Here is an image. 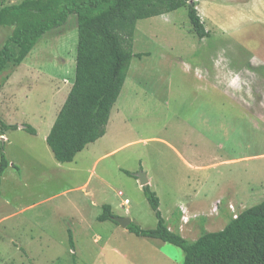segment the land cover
<instances>
[{
	"label": "rangeland",
	"instance_id": "1",
	"mask_svg": "<svg viewBox=\"0 0 264 264\" xmlns=\"http://www.w3.org/2000/svg\"><path fill=\"white\" fill-rule=\"evenodd\" d=\"M21 1L0 0V8ZM195 3L209 32L203 40L187 6L138 21L133 50L149 55L133 58L107 134L71 163L58 162L46 138L75 81L76 15L1 74L0 118L19 129L2 135L0 127V163L2 151L9 162L0 178V264H183L180 248L97 219L110 205L114 218L156 229L141 173L170 229L181 234L179 206L192 208L181 234L190 242L222 230L232 208L238 215L264 201V10L258 0ZM12 33L0 26V50ZM18 69L23 80L8 87Z\"/></svg>",
	"mask_w": 264,
	"mask_h": 264
},
{
	"label": "trees",
	"instance_id": "2",
	"mask_svg": "<svg viewBox=\"0 0 264 264\" xmlns=\"http://www.w3.org/2000/svg\"><path fill=\"white\" fill-rule=\"evenodd\" d=\"M184 6L197 37H208L195 0H22L0 8V26L13 27L0 50V76L9 66L21 65L46 33L65 25L70 15L77 17L75 81L46 138L58 162H73L89 144L105 136L133 58L149 55L133 50L138 21L170 14ZM0 127L2 135L19 129L1 118ZM24 130L36 134L32 126L25 125ZM8 167L2 151L0 178ZM142 188L157 218V227L145 230L132 222L127 228L130 233L180 248L185 255L183 264H264V201L245 209L237 218L231 217L222 230L203 232L190 242L169 229L160 211V199L150 185ZM97 219L119 225L110 205L103 206ZM68 236L74 251L71 230ZM72 255L75 259V252Z\"/></svg>",
	"mask_w": 264,
	"mask_h": 264
},
{
	"label": "crops",
	"instance_id": "3",
	"mask_svg": "<svg viewBox=\"0 0 264 264\" xmlns=\"http://www.w3.org/2000/svg\"><path fill=\"white\" fill-rule=\"evenodd\" d=\"M258 3H259V8L261 9V7H262V9L264 10V0H258ZM149 54V53H148ZM26 60V59H25ZM25 62V61H24ZM23 62V63H24ZM22 63V64H23ZM21 64V65H22ZM20 67V65L19 66H17V68H19ZM27 70H29V68H26ZM22 76H24V74H23V71H21V70H19L18 69V71L17 72H15L13 75H12V77H10V79H9V82H8V87L10 86V84L12 83V82H15V78L16 77H18L19 79V81H22L23 79H21V77ZM23 83L22 82H20V84H19V86H21ZM125 85V84H124ZM107 130H108V127H107ZM106 134H107V131H106ZM105 134V135H106ZM176 151V153H177V155H178V157L180 158V160L182 161V163L185 165V167L186 168H188L189 170H195V171H197L196 169H197V167H194L191 163H190V161L186 158V156L181 152V151H178V150H175ZM52 153V152H51ZM54 156V155H53ZM200 168V167H199ZM198 171H200L201 172V170H198ZM148 179H149V184L151 185V178L148 176ZM194 197V200L197 198V194H196V196H193ZM193 203V202H192ZM222 202H221V200H217V201H215L214 203H213V205L211 206V212H210V216H212V215H214V214H216V215H218V206L221 204ZM229 205H231V206H233L234 204L233 203H230ZM217 206V210L216 211H214V208ZM192 208L190 207V206H188L187 204H185V203H183V204H181L180 206H179V212H180V215H179V217H180V225H178V228H179V232H181V234H183L184 233V231H185V229H186V227L188 226V224L191 222V220H192V210H191ZM232 210V213H233V217L235 216V215H237V213H236V211H235V209L234 208H232L231 209ZM197 215H199V214H197ZM195 218V217H194ZM195 219H197V218H195ZM186 220H187V222H186ZM169 229H170V227H169ZM171 231H173L172 229H170ZM175 232V231H174ZM180 234V233H179ZM180 234V235H181ZM184 235V234H183ZM184 238H186V237H184Z\"/></svg>",
	"mask_w": 264,
	"mask_h": 264
},
{
	"label": "water",
	"instance_id": "4",
	"mask_svg": "<svg viewBox=\"0 0 264 264\" xmlns=\"http://www.w3.org/2000/svg\"><path fill=\"white\" fill-rule=\"evenodd\" d=\"M139 177H140V184L142 187L149 184V179L146 174L141 173L139 174ZM114 221L117 222L124 229H127L129 225L132 223V220L130 218H114Z\"/></svg>",
	"mask_w": 264,
	"mask_h": 264
},
{
	"label": "built area",
	"instance_id": "5",
	"mask_svg": "<svg viewBox=\"0 0 264 264\" xmlns=\"http://www.w3.org/2000/svg\"><path fill=\"white\" fill-rule=\"evenodd\" d=\"M119 195H120V196H123V193H122V192H119ZM125 204H128V200H127V199L124 200L123 205H125ZM216 210H217V206L214 208V211H216ZM234 218H237V215H235ZM186 222H187V220H186Z\"/></svg>",
	"mask_w": 264,
	"mask_h": 264
},
{
	"label": "bare ground",
	"instance_id": "6",
	"mask_svg": "<svg viewBox=\"0 0 264 264\" xmlns=\"http://www.w3.org/2000/svg\"><path fill=\"white\" fill-rule=\"evenodd\" d=\"M199 1V0H198ZM204 15V14H203Z\"/></svg>",
	"mask_w": 264,
	"mask_h": 264
}]
</instances>
